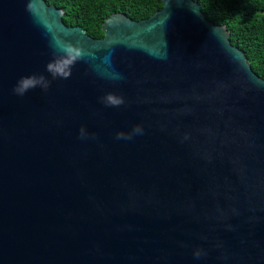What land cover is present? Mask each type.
<instances>
[{
	"label": "water",
	"instance_id": "obj_1",
	"mask_svg": "<svg viewBox=\"0 0 264 264\" xmlns=\"http://www.w3.org/2000/svg\"><path fill=\"white\" fill-rule=\"evenodd\" d=\"M161 3L95 38L0 0V264H264V78L197 1ZM31 74L48 90L16 95Z\"/></svg>",
	"mask_w": 264,
	"mask_h": 264
},
{
	"label": "trees",
	"instance_id": "obj_2",
	"mask_svg": "<svg viewBox=\"0 0 264 264\" xmlns=\"http://www.w3.org/2000/svg\"><path fill=\"white\" fill-rule=\"evenodd\" d=\"M63 10L65 24L79 25L101 38L105 18L123 12L134 20L162 8L161 0H45ZM205 16L230 32L231 44L245 53L252 70L264 78V0H195Z\"/></svg>",
	"mask_w": 264,
	"mask_h": 264
},
{
	"label": "clouds",
	"instance_id": "obj_3",
	"mask_svg": "<svg viewBox=\"0 0 264 264\" xmlns=\"http://www.w3.org/2000/svg\"><path fill=\"white\" fill-rule=\"evenodd\" d=\"M82 55V50L78 45L71 42L60 43L57 45V53L54 54V58L46 64V71L51 74L53 79L57 77L67 79L71 76L72 67L82 58ZM50 83L51 81L43 74L21 76L13 87V92L18 96H23L29 90L37 87L47 91ZM100 100L103 104L110 107H118L124 103L122 96L112 92L106 93ZM81 136H84V129H81ZM122 136L120 133L117 134L118 138ZM199 254V252L196 253L197 256Z\"/></svg>",
	"mask_w": 264,
	"mask_h": 264
}]
</instances>
